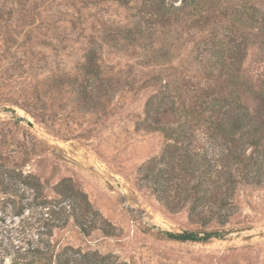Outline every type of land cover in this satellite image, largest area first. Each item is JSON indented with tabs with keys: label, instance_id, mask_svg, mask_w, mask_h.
Wrapping results in <instances>:
<instances>
[{
	"label": "rangeland",
	"instance_id": "obj_1",
	"mask_svg": "<svg viewBox=\"0 0 264 264\" xmlns=\"http://www.w3.org/2000/svg\"><path fill=\"white\" fill-rule=\"evenodd\" d=\"M72 1L0 0V104L35 122L30 127L0 113V264H264V230L180 241L142 220L147 214L173 229L264 228V175L259 183L238 185L237 208L221 218L202 220L186 206L171 208L185 203L175 191L163 202L145 165L171 141L162 130L140 124L149 91L135 89L154 67L139 66V49L128 57L112 43L134 10L89 0L78 13ZM251 1L264 8V0ZM72 15L82 18L71 22ZM82 29L104 41L103 77L109 80L94 113L79 109L71 88L60 86L83 64ZM152 37H161L160 26ZM120 67L134 79V90L114 88ZM243 68L253 79L264 74L255 47ZM5 99L34 106L47 99L55 111L41 120ZM173 125L167 129L193 130L195 143L220 151L202 127Z\"/></svg>",
	"mask_w": 264,
	"mask_h": 264
},
{
	"label": "trees",
	"instance_id": "obj_2",
	"mask_svg": "<svg viewBox=\"0 0 264 264\" xmlns=\"http://www.w3.org/2000/svg\"><path fill=\"white\" fill-rule=\"evenodd\" d=\"M109 1L134 10L113 46L128 57L133 55L129 50L139 49L144 59L139 66L154 67L138 87L120 67L113 86L149 91L140 124L162 130L171 141L145 165V177L163 202L173 191L183 195L185 203L171 205L173 209L186 206L202 220L226 216L237 208V186L259 183L264 175V74L253 79L243 68L250 47L264 61V8L251 0ZM86 3L74 0L70 5L80 13ZM81 18L72 15L71 22ZM158 26L161 37L154 39ZM82 31L83 64L73 77L65 74L60 86L71 88L79 109L94 113L109 80L103 77L104 41L97 32ZM3 101L41 120L55 111L47 99L37 106ZM175 122L202 127L220 151L195 143L193 130L167 129ZM161 161L165 166H158Z\"/></svg>",
	"mask_w": 264,
	"mask_h": 264
},
{
	"label": "water",
	"instance_id": "obj_3",
	"mask_svg": "<svg viewBox=\"0 0 264 264\" xmlns=\"http://www.w3.org/2000/svg\"><path fill=\"white\" fill-rule=\"evenodd\" d=\"M0 113L9 116L16 122H25L30 127H35V122L28 116L20 114L19 111L9 105L0 104ZM119 190L123 191L121 185L117 183ZM142 220L152 229L157 230L162 235L180 241L206 242L210 240H222L226 238L235 239L242 236H250L259 233L264 228H251L243 230H190V229H173L161 223L159 220L142 215Z\"/></svg>",
	"mask_w": 264,
	"mask_h": 264
},
{
	"label": "bare ground",
	"instance_id": "obj_4",
	"mask_svg": "<svg viewBox=\"0 0 264 264\" xmlns=\"http://www.w3.org/2000/svg\"><path fill=\"white\" fill-rule=\"evenodd\" d=\"M20 113V112H19ZM21 114V113H20Z\"/></svg>",
	"mask_w": 264,
	"mask_h": 264
}]
</instances>
